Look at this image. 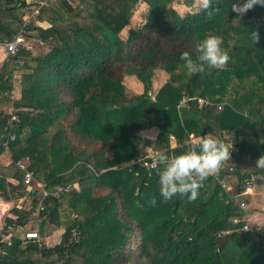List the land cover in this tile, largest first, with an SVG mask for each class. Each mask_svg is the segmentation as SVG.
Here are the masks:
<instances>
[{
  "label": "trees",
  "instance_id": "trees-1",
  "mask_svg": "<svg viewBox=\"0 0 264 264\" xmlns=\"http://www.w3.org/2000/svg\"><path fill=\"white\" fill-rule=\"evenodd\" d=\"M234 2L212 0L207 12L198 0L47 1L39 16L49 26L30 28L43 49L18 48L0 66V142L14 134L11 160L26 159L25 169L49 189L40 237L59 206L75 217L57 221L50 245L40 238L23 244L15 234L0 238V264H264V226L242 227L238 202L249 194L237 205L224 202L228 193L209 176L195 201L186 195L165 201L156 169L147 174L136 162L146 146L172 156L188 149L191 134H217L226 143L227 132L236 148L232 196L253 174L264 175L254 167L264 154V7L239 19ZM139 3L148 7L145 20L130 26ZM23 6L0 1V41L19 30ZM207 34L222 38L230 59L223 69L190 75L181 54L195 58ZM157 69L168 76L152 93ZM15 75L18 98L10 96ZM127 75L142 83L141 92L127 94ZM183 96L194 99L178 105ZM197 97L211 104L199 105ZM200 117L214 119V127H201ZM151 127L154 138L141 135ZM16 169L15 186L0 176L5 200L27 195L25 171ZM14 212L1 233L8 224H26L29 210Z\"/></svg>",
  "mask_w": 264,
  "mask_h": 264
},
{
  "label": "clouds",
  "instance_id": "clouds-1",
  "mask_svg": "<svg viewBox=\"0 0 264 264\" xmlns=\"http://www.w3.org/2000/svg\"><path fill=\"white\" fill-rule=\"evenodd\" d=\"M211 3L212 0H198V7L208 12ZM256 6L264 7V0H236L231 4V10L236 14V18L240 19ZM251 39L254 43L258 41V33L253 31ZM221 45L220 36L207 34L196 43L195 58L188 51L182 52L180 58L184 61L187 72L191 75L223 69L230 57ZM231 148L232 144L228 145L218 137L208 134L196 140L186 151L179 154L168 156L162 151L155 152L152 168L156 169L159 177L160 195L165 201L176 195H186L190 202L195 201L203 181L210 175L218 174L224 164L231 160ZM254 167L264 170V154L255 159ZM149 203L155 205V198L153 197Z\"/></svg>",
  "mask_w": 264,
  "mask_h": 264
},
{
  "label": "built area",
  "instance_id": "built-area-1",
  "mask_svg": "<svg viewBox=\"0 0 264 264\" xmlns=\"http://www.w3.org/2000/svg\"><path fill=\"white\" fill-rule=\"evenodd\" d=\"M0 1L4 2L5 0H0ZM12 1H13V5H16V4L19 5L21 3V1L24 2L23 14H22V21H21V25L19 27V30L13 35V37L11 39H6L3 41H0V49H2V51L4 53V55H3L4 59L15 54L16 51L18 50V48H31V45L32 44L34 45L35 42H38L39 44H41V42L38 39L33 37L32 30L30 28L32 26H39L38 17L40 15L41 8L47 3L48 0H12ZM190 99H194V98L193 97L189 98L187 96H183L179 100L178 105H185L186 102ZM196 101L199 105L211 104L209 101L204 100L201 97H197ZM190 136H189V140H187V144L189 147L196 141V140H194V138H191ZM14 138H15V135L10 134L7 138L1 140L0 147H6L8 145V142L10 140H13ZM154 153H155L154 150H150L148 153H146L145 156L140 157L136 161L139 164V166H141L143 168V170L145 172H147V174H149L154 169V168H152ZM16 165L19 169H22L25 171L24 172V183L25 184H28L31 181L36 180L33 173L30 170L25 169V166H26L25 162L18 161ZM232 171H234V166H228L225 169V172H232ZM210 177L217 179L219 184L223 185L222 180L218 177L217 174L216 175H210ZM35 185H36V190H37V195H38V200H37L35 207L32 208L31 210H30V205H28L27 207H23L21 205L22 201H18L16 204H14V206L18 209L25 208V209L30 211L27 223H28V225L30 224L31 227L24 229L23 238L24 239L25 238H27V239L32 238V239L40 240L38 227H39L41 221L43 220V212L46 209L43 201L49 195V189L45 187V182H43V181L36 180ZM250 190H251V184L247 183L244 190L238 195L241 196L244 194H248L247 192ZM224 191L226 193H228V191L226 189H224ZM29 200H31V199H29ZM238 205L240 206V208H242L245 211L246 202H245L244 198H242L238 202ZM233 220L237 221L238 218H234ZM242 220H244L243 216H242ZM242 227H243V229H246V228L251 229L252 228V226H250L249 224H247L245 222L243 223ZM72 236H73V238H76L77 233L73 232ZM262 247L264 248V239L262 241Z\"/></svg>",
  "mask_w": 264,
  "mask_h": 264
},
{
  "label": "rangeland",
  "instance_id": "rangeland-1",
  "mask_svg": "<svg viewBox=\"0 0 264 264\" xmlns=\"http://www.w3.org/2000/svg\"><path fill=\"white\" fill-rule=\"evenodd\" d=\"M147 9L148 7L146 5L141 4V3L137 4L134 8L132 19L128 25L130 26L140 25L145 20ZM38 23H39V26L41 27L49 26V23L41 19L40 16L38 17ZM31 48L35 52L39 49L41 50V48L43 49V46L42 44L35 42L34 45L33 44L31 45ZM0 51L2 54L3 53L2 49H0ZM167 76L168 74L163 69H157L156 71L153 72L152 93H155L159 89V87L164 83ZM16 80L19 81V75L18 77H16ZM16 82L15 84H17ZM123 83L126 87L125 90L128 92L127 94L139 93L142 90V83L133 75L125 76L123 79ZM197 122L199 125H201V127L208 128V127H214L215 125L214 124L215 120L211 118H207V117H200L197 120ZM191 136L195 138L194 140H198V138H196L193 134H191ZM213 136L218 137L217 134H213ZM222 138H224L226 144L228 145L232 144L231 135L229 133L225 132L222 135ZM230 152L231 154L236 153V148L233 145H232ZM228 166L235 167V162L232 156H231V160L227 161L224 164V166L222 167V169L219 171L217 175L222 180L223 185H220V186L228 191V196L225 198L224 202L232 200L233 203L237 205V202H238L237 197H240V196L235 195V197H233L232 194L230 193L234 189L235 183L237 182V178L235 174L233 173L234 171L225 172V169ZM220 173H221V177H220ZM39 176L42 178L43 177L42 173H40ZM39 181H43V180L40 179ZM250 184H251V190L247 192L249 195H247L245 199L246 209H245V213L243 214V218H244L243 223L245 222L252 227L254 226L262 227L264 226V175H260L256 173L253 174V176H251ZM29 226L30 224L27 225L28 228ZM47 226H48V223L46 222L44 229H46ZM27 227L24 226V228H27ZM49 227L52 228L53 226L50 225ZM46 241H47V238H46Z\"/></svg>",
  "mask_w": 264,
  "mask_h": 264
},
{
  "label": "crops",
  "instance_id": "crops-1",
  "mask_svg": "<svg viewBox=\"0 0 264 264\" xmlns=\"http://www.w3.org/2000/svg\"><path fill=\"white\" fill-rule=\"evenodd\" d=\"M3 61H4V56H3V54H1V51H0V66L2 65ZM16 77H18V75H15L14 78H13V88H12V90L10 92V96L12 98H18L20 96L19 81L16 80ZM15 82L17 84H15ZM10 109H11V107H10ZM10 109H8V112H10ZM12 118H14V117L12 116ZM156 133H157V128L156 127H151L149 129L143 130L141 132V135L146 136V137H154L156 135ZM190 137L193 138L192 136H190ZM170 144H171V146L175 145L174 144V140L172 138L170 140ZM144 150H145L146 153H148L150 150H154V149H152L149 146H146V147H144ZM154 151L156 152V150H154ZM22 161L26 162V159H24ZM16 164H17V162H13L11 160V158L9 156V151H8L7 146L3 147V150L0 151V176L4 177V179L6 181V184H8V185L15 186L18 183V180L14 177V174L17 171ZM35 179L38 180L36 177H35ZM35 181H31L30 183L26 184V189L25 190L28 191V192L26 193L27 195L23 199L10 198L9 200H5L2 197H0V231H1L2 227L5 224V219L6 218L12 219V220L16 218V215H15V212H14V209L16 207L14 206V204H16L18 201H22L21 205L23 207H27L28 205H30V210L35 207V205L37 203V200H38V195H37ZM8 185H7L8 195L14 194V191H11L10 188H8L9 187ZM31 189L35 190L34 195H30L29 194V191ZM34 196H36V198H35L36 202H35V205L33 206V201H34L33 197ZM29 199H31V200H29ZM43 203H44V201H43ZM45 212H46V209L43 212V214ZM73 216H75V214L67 211L62 206H59L58 207V218L55 220V223L54 222H50V223L47 222L48 226L46 227V229L43 230V234L40 237L41 242L43 244L50 245L51 241L54 239V236L56 235V233L60 231V230L57 229V227H54V226L57 225V221L63 222L66 218H68V217L70 218V217H73ZM28 217H29V215H28ZM27 222H28V219H27ZM27 225H28V223L25 224L24 226L27 227ZM40 225H41V223H40ZM50 225L53 226V227L52 228L49 227ZM24 226L20 227V226H14V225L8 224V226L6 227L5 231L3 233L0 232V238L2 240L3 239L8 240L10 234H15V235H18L21 238H23L24 229L28 228V227L24 228ZM46 238H47V241H46ZM22 240H23V244L26 243V239H22Z\"/></svg>",
  "mask_w": 264,
  "mask_h": 264
},
{
  "label": "water",
  "instance_id": "water-1",
  "mask_svg": "<svg viewBox=\"0 0 264 264\" xmlns=\"http://www.w3.org/2000/svg\"><path fill=\"white\" fill-rule=\"evenodd\" d=\"M51 190H53V189L51 188ZM34 193H35V190H34V189H31V190L29 191V194H30V195H34Z\"/></svg>",
  "mask_w": 264,
  "mask_h": 264
}]
</instances>
